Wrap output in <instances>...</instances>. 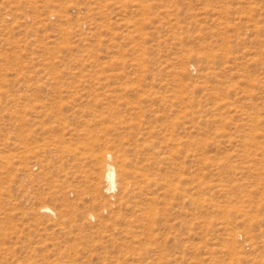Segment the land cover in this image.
<instances>
[{"label": "rangeland", "instance_id": "obj_1", "mask_svg": "<svg viewBox=\"0 0 264 264\" xmlns=\"http://www.w3.org/2000/svg\"><path fill=\"white\" fill-rule=\"evenodd\" d=\"M0 264H264V0H0Z\"/></svg>", "mask_w": 264, "mask_h": 264}, {"label": "bare ground", "instance_id": "obj_2", "mask_svg": "<svg viewBox=\"0 0 264 264\" xmlns=\"http://www.w3.org/2000/svg\"><path fill=\"white\" fill-rule=\"evenodd\" d=\"M104 166V165H103ZM105 167V174H106V179L105 181H107V189L109 190H113L114 188H116L117 185V172H116V167L114 164L107 162ZM44 208V207H43ZM44 209H50L48 206H45ZM43 210V209H42Z\"/></svg>", "mask_w": 264, "mask_h": 264}]
</instances>
